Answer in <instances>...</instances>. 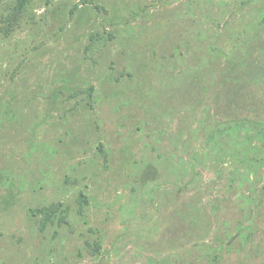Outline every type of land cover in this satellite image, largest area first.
<instances>
[{"label":"rangeland","instance_id":"1","mask_svg":"<svg viewBox=\"0 0 264 264\" xmlns=\"http://www.w3.org/2000/svg\"><path fill=\"white\" fill-rule=\"evenodd\" d=\"M0 264H264V0H0Z\"/></svg>","mask_w":264,"mask_h":264},{"label":"trees","instance_id":"2","mask_svg":"<svg viewBox=\"0 0 264 264\" xmlns=\"http://www.w3.org/2000/svg\"><path fill=\"white\" fill-rule=\"evenodd\" d=\"M54 211H55V210H51V211H43L42 213L49 217Z\"/></svg>","mask_w":264,"mask_h":264}]
</instances>
